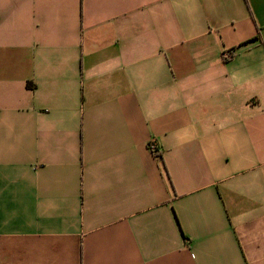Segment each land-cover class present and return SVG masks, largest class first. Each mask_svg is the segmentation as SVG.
<instances>
[{"label":"crops","instance_id":"crops-1","mask_svg":"<svg viewBox=\"0 0 264 264\" xmlns=\"http://www.w3.org/2000/svg\"><path fill=\"white\" fill-rule=\"evenodd\" d=\"M0 264H264V0H0Z\"/></svg>","mask_w":264,"mask_h":264},{"label":"built area","instance_id":"built-area-1","mask_svg":"<svg viewBox=\"0 0 264 264\" xmlns=\"http://www.w3.org/2000/svg\"><path fill=\"white\" fill-rule=\"evenodd\" d=\"M222 56H223L224 58H230V57L232 56V53H231L230 50H225V51L223 52ZM149 148H150L151 150H154V149H155L153 144H149Z\"/></svg>","mask_w":264,"mask_h":264},{"label":"trees","instance_id":"trees-1","mask_svg":"<svg viewBox=\"0 0 264 264\" xmlns=\"http://www.w3.org/2000/svg\"><path fill=\"white\" fill-rule=\"evenodd\" d=\"M27 85H29V83L27 82Z\"/></svg>","mask_w":264,"mask_h":264}]
</instances>
